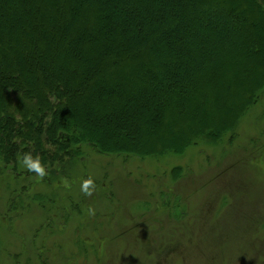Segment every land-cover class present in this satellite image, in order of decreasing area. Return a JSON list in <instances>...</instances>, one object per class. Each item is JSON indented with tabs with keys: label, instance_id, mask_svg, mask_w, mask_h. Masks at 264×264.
I'll use <instances>...</instances> for the list:
<instances>
[{
	"label": "trees",
	"instance_id": "1",
	"mask_svg": "<svg viewBox=\"0 0 264 264\" xmlns=\"http://www.w3.org/2000/svg\"><path fill=\"white\" fill-rule=\"evenodd\" d=\"M263 90L264 0H0V172L231 142Z\"/></svg>",
	"mask_w": 264,
	"mask_h": 264
},
{
	"label": "rangeland",
	"instance_id": "2",
	"mask_svg": "<svg viewBox=\"0 0 264 264\" xmlns=\"http://www.w3.org/2000/svg\"><path fill=\"white\" fill-rule=\"evenodd\" d=\"M85 151L48 182L2 169L0 264H264V90L231 142L161 158Z\"/></svg>",
	"mask_w": 264,
	"mask_h": 264
},
{
	"label": "clouds",
	"instance_id": "3",
	"mask_svg": "<svg viewBox=\"0 0 264 264\" xmlns=\"http://www.w3.org/2000/svg\"><path fill=\"white\" fill-rule=\"evenodd\" d=\"M20 163L23 168L30 173H34L38 178L43 179L48 175V170L43 163L42 157L40 155H33L32 152H24L21 155ZM62 184L65 188L70 187V183L67 179L62 181ZM97 189V184L95 179L92 176H89L87 179H82L80 184V191L86 197H92ZM87 213L89 216H94L96 210L94 208H88Z\"/></svg>",
	"mask_w": 264,
	"mask_h": 264
}]
</instances>
